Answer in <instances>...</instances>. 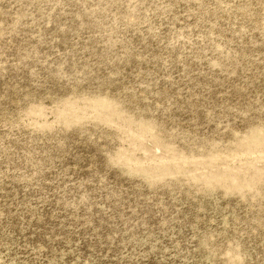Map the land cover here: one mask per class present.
<instances>
[{
    "label": "rangeland",
    "instance_id": "obj_1",
    "mask_svg": "<svg viewBox=\"0 0 264 264\" xmlns=\"http://www.w3.org/2000/svg\"><path fill=\"white\" fill-rule=\"evenodd\" d=\"M0 264H264V0H0Z\"/></svg>",
    "mask_w": 264,
    "mask_h": 264
}]
</instances>
